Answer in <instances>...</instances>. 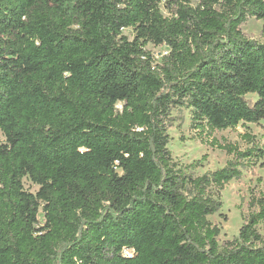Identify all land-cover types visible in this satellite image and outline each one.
Instances as JSON below:
<instances>
[{
  "label": "trees",
  "instance_id": "1",
  "mask_svg": "<svg viewBox=\"0 0 264 264\" xmlns=\"http://www.w3.org/2000/svg\"><path fill=\"white\" fill-rule=\"evenodd\" d=\"M253 19L264 0H0V264H264L263 179L233 240L209 219L264 169L253 134L215 138L264 122ZM179 110L224 168L174 159Z\"/></svg>",
  "mask_w": 264,
  "mask_h": 264
},
{
  "label": "rangeland",
  "instance_id": "2",
  "mask_svg": "<svg viewBox=\"0 0 264 264\" xmlns=\"http://www.w3.org/2000/svg\"><path fill=\"white\" fill-rule=\"evenodd\" d=\"M164 14L167 13L164 12ZM263 25L264 22L253 19L243 27V31L249 38L258 39ZM124 35L128 36L131 40L134 37L131 29L125 30ZM147 49L158 60L169 53V49L165 46L154 47L153 45H149ZM173 116L177 121L169 131L172 138L170 150L174 159L180 165L187 167L201 161V167L190 170L196 176H202L226 166L232 157H229L219 149L202 144L197 139L195 133L190 128V114L187 110L174 111ZM246 132L256 136L257 140L264 145V122L261 125H240L235 130L220 131L215 134V138L220 142L225 140L232 144H238L244 149L246 145L242 141L241 136ZM0 138L3 139L1 134ZM259 178L264 180V169L256 168L253 173L251 171L245 172L241 180L232 181L225 187V190L222 192V210L209 218L214 225H218L221 228L220 243L233 240L239 235L244 222L243 215L247 214V204L250 200L249 190L256 187ZM24 184L25 189L33 194L39 191V187L28 179L24 180ZM262 230H264V227H262Z\"/></svg>",
  "mask_w": 264,
  "mask_h": 264
}]
</instances>
